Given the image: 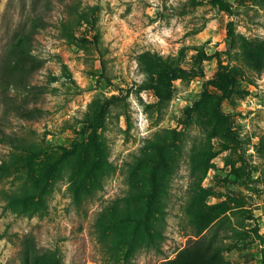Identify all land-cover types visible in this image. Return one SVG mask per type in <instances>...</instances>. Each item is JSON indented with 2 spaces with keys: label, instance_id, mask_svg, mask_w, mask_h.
<instances>
[{
  "label": "rangeland",
  "instance_id": "1",
  "mask_svg": "<svg viewBox=\"0 0 264 264\" xmlns=\"http://www.w3.org/2000/svg\"><path fill=\"white\" fill-rule=\"evenodd\" d=\"M17 38L38 110L0 125L44 151L0 177V264H159L216 226L264 264V0H0V58Z\"/></svg>",
  "mask_w": 264,
  "mask_h": 264
},
{
  "label": "trees",
  "instance_id": "2",
  "mask_svg": "<svg viewBox=\"0 0 264 264\" xmlns=\"http://www.w3.org/2000/svg\"><path fill=\"white\" fill-rule=\"evenodd\" d=\"M30 42L28 40L17 38L13 43H11L10 48L7 50L5 57L0 58V106L4 107L5 112H11L17 117L22 115L31 118L33 113L38 110L34 108L35 111L29 114L30 111L20 112L19 106L15 104L16 97H7V89L11 85H24L25 88L29 83V74L33 72L40 65V61L31 53ZM164 71L159 72L158 76L162 79ZM155 93L158 97H161L160 91L156 86H153ZM226 90V88H223ZM8 98H12L11 102ZM10 103L12 105H10ZM5 105V106H4ZM105 105H99L94 110L93 116L89 118L88 126L92 131L101 124V121L105 115ZM22 116V117H23ZM0 141H6L11 144L10 156L11 160H0V177L11 174V168H16L15 160L24 159L26 162L32 161L36 156L44 151V147L41 145L30 142L28 139L22 137L15 131L6 132L0 125ZM70 149L63 147V154L68 155ZM36 189V187H33ZM9 195V201L12 206H17L20 211L27 210L29 203L25 199L28 193H13L11 191H5ZM34 192H31L32 194ZM31 204V203H30ZM149 208L153 205L148 204ZM149 210H146L148 212ZM138 216L136 218L137 225L143 222L140 216V211L137 210ZM145 213V211H144ZM146 214V213H145ZM151 218V217H150ZM152 225V224H151ZM150 225V226H151ZM205 227V226H203ZM217 228L204 233L199 236L197 233L195 238L188 239L187 243L178 250L176 256L172 259H167L161 261L159 264H229V262L222 255V249L224 248L223 239L219 237L218 226ZM204 229V228H202ZM200 229V231L202 230ZM43 262L46 264H56L55 256L45 254L43 257ZM25 263L28 264V259L26 258Z\"/></svg>",
  "mask_w": 264,
  "mask_h": 264
}]
</instances>
